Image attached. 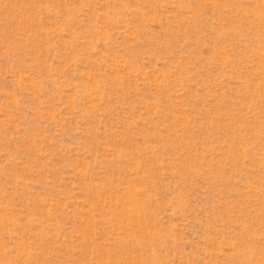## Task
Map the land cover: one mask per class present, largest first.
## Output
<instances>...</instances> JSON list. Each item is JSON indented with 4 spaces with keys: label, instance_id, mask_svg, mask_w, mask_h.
Here are the masks:
<instances>
[{
    "label": "rangeland",
    "instance_id": "rangeland-1",
    "mask_svg": "<svg viewBox=\"0 0 264 264\" xmlns=\"http://www.w3.org/2000/svg\"><path fill=\"white\" fill-rule=\"evenodd\" d=\"M0 264H264V0H0Z\"/></svg>",
    "mask_w": 264,
    "mask_h": 264
}]
</instances>
